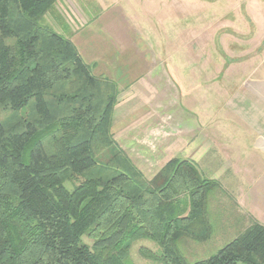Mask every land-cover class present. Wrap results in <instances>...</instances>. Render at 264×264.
<instances>
[{
  "label": "trees",
  "instance_id": "obj_1",
  "mask_svg": "<svg viewBox=\"0 0 264 264\" xmlns=\"http://www.w3.org/2000/svg\"><path fill=\"white\" fill-rule=\"evenodd\" d=\"M57 2L0 0V264H130L141 240L157 264H264L255 221L206 260L180 253L210 234L220 183L180 159L145 179L111 134L116 85L43 23Z\"/></svg>",
  "mask_w": 264,
  "mask_h": 264
},
{
  "label": "crops",
  "instance_id": "obj_2",
  "mask_svg": "<svg viewBox=\"0 0 264 264\" xmlns=\"http://www.w3.org/2000/svg\"><path fill=\"white\" fill-rule=\"evenodd\" d=\"M88 3L98 8L92 17L82 6ZM56 5L57 14L66 24L54 25V31L72 42L94 77L117 87L111 134L131 163L140 171L139 162L131 159L128 150L133 145L141 149L144 137L155 129L151 126L159 123L154 131L160 133L157 153L170 157L165 164L172 159L185 160L204 174L210 168H224L228 180L223 187L234 193L245 220L264 227V110L245 117L236 113L234 117L241 126L232 127L231 113H219L222 121L216 122V113L198 106L196 97V103L183 102L185 110L174 108L176 101L184 99V80L175 76L174 84L162 60L153 56L148 37L155 34L151 16L145 15L144 0L143 4L140 0H59ZM158 20L167 24V17L159 16ZM168 86H174L175 93ZM158 171L150 178L140 172L150 180ZM206 179L221 183L220 176Z\"/></svg>",
  "mask_w": 264,
  "mask_h": 264
},
{
  "label": "rangeland",
  "instance_id": "obj_3",
  "mask_svg": "<svg viewBox=\"0 0 264 264\" xmlns=\"http://www.w3.org/2000/svg\"><path fill=\"white\" fill-rule=\"evenodd\" d=\"M140 1L143 4V0ZM144 2L146 4L144 9H147L145 15H150L153 22L155 35L150 33L148 37L153 56L162 60L165 65L164 71L168 77L170 73L174 78V84L175 76L181 81L184 80L181 82L185 91L184 99L176 101L174 108L181 106L185 110L183 102L185 101L186 105L192 101L196 103L194 99L196 97L199 98L198 106L216 113V122L222 121L219 113H231L233 115L231 123L226 121L232 127L241 126L240 121L234 117L236 113L239 117H245L253 111L264 110V0H144ZM56 4V7L54 6L43 18L44 25L52 29L56 28L54 26L56 24L60 27L66 24L57 14L55 8L59 5ZM88 4L82 6L88 9L87 15L92 17L98 8ZM159 16L161 19L167 17V24L165 21L160 23ZM164 71L161 73L164 74ZM168 87L175 93L174 86ZM170 118L171 116L168 120ZM151 127L158 130L159 123ZM155 129L144 137L145 142L142 143L144 149L133 145L128 150L131 159L139 162L137 165L147 178L152 177L153 172L160 170L170 158L165 154L158 155L160 133L154 132ZM151 137L155 138L149 139ZM152 158L154 162H151ZM223 171L224 168H210L207 174L201 172L204 178L220 176V191L212 192L207 203L211 229L207 238L204 240L183 238L180 241L179 251L189 263L206 260L216 254L250 224V220H245V215L241 214V210L235 204L234 193L224 189L223 185L228 177ZM80 182L79 178H74L66 186L72 189ZM230 188H233V184ZM221 189L225 192L223 190L221 192ZM82 241L88 246L92 245V241L86 237ZM142 249L154 255L159 253L153 243L136 241L130 243L129 263L157 264L142 257L139 252Z\"/></svg>",
  "mask_w": 264,
  "mask_h": 264
}]
</instances>
